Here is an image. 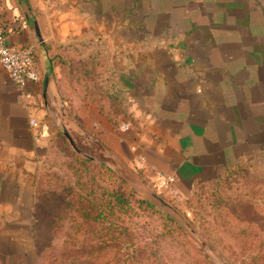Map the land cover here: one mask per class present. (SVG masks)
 <instances>
[{"label": "crops", "instance_id": "crops-1", "mask_svg": "<svg viewBox=\"0 0 264 264\" xmlns=\"http://www.w3.org/2000/svg\"><path fill=\"white\" fill-rule=\"evenodd\" d=\"M0 23L41 73L20 89L0 65V264H38L53 126L98 142L134 190L183 200L231 169L264 175V0H0ZM76 39L113 50L126 116L67 98L60 47Z\"/></svg>", "mask_w": 264, "mask_h": 264}, {"label": "rangeland", "instance_id": "rangeland-1", "mask_svg": "<svg viewBox=\"0 0 264 264\" xmlns=\"http://www.w3.org/2000/svg\"><path fill=\"white\" fill-rule=\"evenodd\" d=\"M112 51L76 39L60 47L61 74L68 99L126 116ZM51 131L35 180L38 264H264V175L231 169L179 200L132 189L89 137Z\"/></svg>", "mask_w": 264, "mask_h": 264}, {"label": "built area", "instance_id": "built-area-1", "mask_svg": "<svg viewBox=\"0 0 264 264\" xmlns=\"http://www.w3.org/2000/svg\"><path fill=\"white\" fill-rule=\"evenodd\" d=\"M0 65L8 74L11 81L20 89H24L29 82H36L41 77L34 48L32 46H21L7 43L6 30L1 23ZM30 125L36 131L39 129V123L35 119L30 120ZM130 127L131 124L129 122H124L120 126L123 131L129 130ZM163 176L167 185H171L175 180L173 176Z\"/></svg>", "mask_w": 264, "mask_h": 264}, {"label": "water", "instance_id": "water-1", "mask_svg": "<svg viewBox=\"0 0 264 264\" xmlns=\"http://www.w3.org/2000/svg\"><path fill=\"white\" fill-rule=\"evenodd\" d=\"M64 134L67 137V139L70 141V143L74 146L73 140L71 139L70 135L67 132H64Z\"/></svg>", "mask_w": 264, "mask_h": 264}]
</instances>
